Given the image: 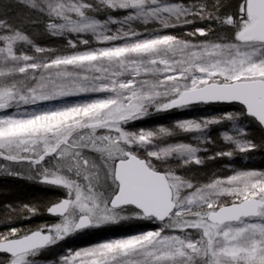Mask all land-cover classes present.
I'll return each mask as SVG.
<instances>
[{
	"label": "snow or ice",
	"instance_id": "snow-or-ice-1",
	"mask_svg": "<svg viewBox=\"0 0 264 264\" xmlns=\"http://www.w3.org/2000/svg\"><path fill=\"white\" fill-rule=\"evenodd\" d=\"M11 2L18 14L0 3V177L63 196L45 205L56 222L35 227L23 224L39 204L6 206L0 264H264V169L191 175L264 154L249 131L264 133V0ZM220 104L239 109L136 127ZM133 223L142 230L45 259Z\"/></svg>",
	"mask_w": 264,
	"mask_h": 264
},
{
	"label": "rangeland",
	"instance_id": "rangeland-1",
	"mask_svg": "<svg viewBox=\"0 0 264 264\" xmlns=\"http://www.w3.org/2000/svg\"><path fill=\"white\" fill-rule=\"evenodd\" d=\"M63 43L64 41H62V44ZM207 109H210L211 111V108L200 106L199 108L190 110V111L169 112V113L160 114L159 117H150L143 122H137L136 127L148 128V127H153L157 124L169 125L173 121L178 120V119L192 118V117H198V116L204 115ZM211 113L212 115L219 114V112L215 110H212ZM213 135H215V133H213ZM256 136L257 138H259L262 135L261 134L258 135V133L256 132ZM182 139L187 140L188 137H182ZM226 161H227V158H222L220 161L210 162L207 165V167H203V168L194 167L191 170V175H194L197 179L205 180L207 179L208 175L214 171H219L221 172L222 175H227L229 173L225 171V169L231 168V167H246V168L264 169V154H261L259 152L253 154L250 158L239 159L234 164H229ZM134 230H141V229L138 227L132 226V224H130V225L121 227V230L119 231L97 232V233L90 234L88 236H82L76 239H71L65 242L64 244H62L61 246L54 248L52 251L46 253L45 259L48 261L56 259L59 255H62L64 250L68 248L69 246H79V245L86 246L88 244L97 242V240L107 239L111 236L129 234L131 231H134Z\"/></svg>",
	"mask_w": 264,
	"mask_h": 264
},
{
	"label": "trees",
	"instance_id": "trees-1",
	"mask_svg": "<svg viewBox=\"0 0 264 264\" xmlns=\"http://www.w3.org/2000/svg\"><path fill=\"white\" fill-rule=\"evenodd\" d=\"M2 4H10L9 15L18 14L21 9L14 4L10 3V0H0ZM178 34V33H177ZM61 39L58 38H47L41 37L39 43L49 47H56L62 45ZM239 108L238 106H236ZM249 131H253L250 129ZM258 135H264L259 129H255ZM256 132L254 134L256 135ZM61 197V192L56 189L49 188L48 186H43L37 183L29 182L23 179L12 178V177H0V220L6 218L10 209L6 206L11 205L13 207L17 205H22L24 203L28 204H39L41 207L38 209L36 218L41 219L42 223H54L55 220L47 217L45 215V205L48 201ZM26 214V213H25ZM40 222V223H41ZM37 221L35 222H25L24 227H35ZM81 246H69L68 248H79Z\"/></svg>",
	"mask_w": 264,
	"mask_h": 264
},
{
	"label": "bare ground",
	"instance_id": "bare-ground-1",
	"mask_svg": "<svg viewBox=\"0 0 264 264\" xmlns=\"http://www.w3.org/2000/svg\"><path fill=\"white\" fill-rule=\"evenodd\" d=\"M188 30H191V29H188ZM183 31H185V29H179V30H177V33L180 34V33H182ZM236 106H238V105H223V104H220V105H213V107H211V111H212V110H215V111H218L219 113L222 112V111H234V110H238V109H239V108H237ZM238 107H239V106H238ZM211 111H210V109H207V111L205 112L204 115H212ZM58 192H59V190H58ZM61 196H63L62 193H61ZM45 210H46V209H45ZM44 212H45V211H44ZM25 215H27V213H26ZM36 217H37V215H35L34 217H32L30 220H28V222H35V220H36V221H37V224H39V223L41 222V221H40L41 219L36 218ZM52 219L55 220V222H56V218H52ZM25 222H27V221H25ZM25 222H24V223H25ZM132 226L137 227L135 223H133ZM141 230H142V229H141ZM79 246H81V245H79Z\"/></svg>",
	"mask_w": 264,
	"mask_h": 264
},
{
	"label": "water",
	"instance_id": "water-1",
	"mask_svg": "<svg viewBox=\"0 0 264 264\" xmlns=\"http://www.w3.org/2000/svg\"><path fill=\"white\" fill-rule=\"evenodd\" d=\"M238 106H239V105H238ZM45 215H46L47 217L51 218V219H52V218H56V217H54V216L48 215L47 212H46V210H45Z\"/></svg>",
	"mask_w": 264,
	"mask_h": 264
}]
</instances>
